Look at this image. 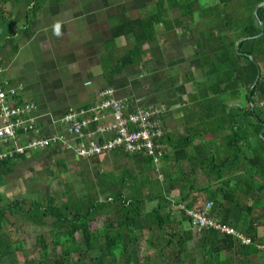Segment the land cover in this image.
<instances>
[{"label": "trees", "instance_id": "obj_1", "mask_svg": "<svg viewBox=\"0 0 264 264\" xmlns=\"http://www.w3.org/2000/svg\"><path fill=\"white\" fill-rule=\"evenodd\" d=\"M199 1L201 0H159L155 3V8L148 12L147 17L133 19L114 27L111 30L114 39L119 37L133 39V46L120 58L119 68L133 64L142 54V46L154 38L157 23L163 24L165 31L182 26L180 19L164 18L167 16V10L178 9L181 18H189L192 24L195 11L192 7L196 5L201 10V17L205 15L212 17L211 23L214 22V27L218 31V35L215 36L207 34L206 48L203 47V52L195 57L200 60V68L207 69L205 79L211 84L207 88L208 93L222 97L218 100L214 95L209 96L214 103L207 111L217 119L216 131L228 129L231 131L223 139L224 145L231 151L243 153L249 150L250 137L253 134L264 146V133L261 138L259 137V133L264 129V79L260 77L255 88L250 91L259 68L257 60L264 62V33L257 39L251 38L261 31L253 10L264 0H244L243 6L248 9V13L242 17L237 15V10L241 8L239 3L241 0H218L219 9H215L217 4L214 7L199 6ZM232 2H235V7H232ZM258 17L264 25V6L259 9ZM241 37L250 39L238 44L239 55L234 43ZM213 54L214 59L211 58ZM214 75L218 79L211 80ZM225 96L230 97L228 102L224 100ZM207 100L206 98L205 101ZM199 136L196 133L172 141L168 135L167 138L162 137L159 140L160 143L169 142L173 152L172 161L169 154L163 151L161 160L165 163L159 169L163 176L162 181L158 178L152 179L150 176V172L154 170L152 160L134 156L144 167L145 175L142 173L139 177L140 182H136L137 176L133 175L134 178L131 175H127L129 178L107 175L105 180L97 182L98 186L105 187V192H102L103 200L94 194L91 196L93 200L88 204H85V201H67L66 190L60 197L46 195L42 201H28L24 197L0 205V264H5L6 261V264H17V253L24 252L23 238L18 236V229L9 221L7 215L29 220L37 226L46 225L47 221L51 220L52 228L46 232L49 236L43 233L36 236L34 245L40 247L37 259L25 260L24 264H137L132 249L138 242V232H148L147 251L159 252L155 253L159 264H184L186 256L193 249L203 252L201 264L223 262L258 264L257 255L262 251L260 246H264V233L259 237L257 231L259 220H263L264 228V156L261 155L264 151L255 153L249 159L224 157L219 158V162L216 163L214 155L207 154L204 150L205 146L196 145L193 146V150L199 153L200 158L190 157L187 149ZM259 149L264 150L262 147ZM184 160L188 161L190 171L183 175L179 169L177 173L172 174L167 163L180 165ZM6 163H0V167ZM244 164L253 169L254 175L260 174V178L257 180L254 175L249 176L251 180L241 178L242 175L239 173L244 172ZM238 166L241 170L237 176L224 177L226 171ZM197 168L208 176H214V184H209L213 185L212 190L209 185L198 189L189 185L187 193L176 201L171 199L173 185L178 181L184 182L185 178L189 179L186 182L192 183L191 174L196 173ZM152 185H161L162 191L158 189L156 195L148 193L145 197L138 195L139 187L147 189ZM200 191L204 193V202L197 204L194 196L196 199ZM243 198L248 199L246 202L250 204H244ZM60 199L65 201L62 202ZM154 200H158L159 204L150 211L143 212L142 205ZM207 202L213 204L211 216L249 238L248 245H243L237 237L221 234L217 230L202 229L196 235L192 230H181L179 224L191 223V217L187 215L186 209L194 210L196 205L204 207ZM255 209H260V214ZM175 214L179 215L183 222L175 223L172 220ZM173 222L176 226L169 228ZM95 224L98 226L94 227ZM77 234L82 237L80 242L77 241ZM54 237L57 238L55 241ZM155 238L159 239V244ZM160 238L163 240L162 243ZM193 241L194 247L189 248V243ZM56 246L64 247L69 252L55 253ZM222 253L225 260L219 258ZM197 260L198 256L191 253V264H196Z\"/></svg>", "mask_w": 264, "mask_h": 264}, {"label": "crops", "instance_id": "obj_2", "mask_svg": "<svg viewBox=\"0 0 264 264\" xmlns=\"http://www.w3.org/2000/svg\"><path fill=\"white\" fill-rule=\"evenodd\" d=\"M108 1L0 0L5 6L6 23L10 24L9 31L0 36V56L8 58L6 72L1 67L3 74L12 82L23 84V96L37 105V115L40 116L38 126L43 135L62 132L63 127L57 126V120L69 108L86 107L95 100L100 89L113 87L116 98L126 100L132 111L159 109L163 137L167 138L171 123L177 121L179 115L189 113L196 102L187 97L186 89L184 91L185 74L191 63L187 58L194 55L190 48L193 44L172 42L165 34L177 30L185 34L190 29L181 26L164 30L165 33L159 35L156 31L160 28L155 25L156 35L142 46V54L133 64L120 69V58L133 46V39H114L111 30L133 19L145 18L149 12L146 10L148 4L142 6L139 0H135V4L141 5L137 7L139 10H146L139 16V10L136 15L126 13L129 6L126 0ZM1 17L2 13L0 20ZM111 21H117L118 25L112 26ZM179 36L175 39L184 37ZM122 38V44L117 45L115 42ZM112 50L116 51V58L111 55ZM12 57L22 64H31L12 68ZM161 144L166 153L172 150L169 142ZM0 150L3 149L0 147ZM37 151L40 152L14 156L0 167V205L4 204L3 201L7 202L6 198L13 201L29 193L34 197L37 196L35 193L42 197H56L51 192L69 175L66 166L70 161L73 164L69 171L76 168L78 162L86 161V169L75 173L77 176L84 177L91 168L107 170H95L96 176L92 172L87 175L89 183L86 184L90 186L105 180L107 175L116 178L133 175L138 179L142 173L145 175L141 162L134 158L142 156L130 155L122 150L92 159L77 158L72 152L54 147ZM162 162L160 160L155 165L152 161L156 178Z\"/></svg>", "mask_w": 264, "mask_h": 264}, {"label": "rangeland", "instance_id": "obj_3", "mask_svg": "<svg viewBox=\"0 0 264 264\" xmlns=\"http://www.w3.org/2000/svg\"><path fill=\"white\" fill-rule=\"evenodd\" d=\"M127 3L129 2V6L126 7L127 11L126 13L128 15L133 14L136 15L138 13V6L141 4L142 6L147 5L146 10L150 11L152 10V8H155V3L159 0H139L140 4H135V0H126ZM244 0L239 1L241 8H239V10H237V15L238 17H242L243 15H246L248 13V9L245 8L243 5H245V2H243ZM108 2H112V0H109ZM218 0H201L199 1V6L201 5H207L209 7H214L215 4H217ZM140 5V6H141ZM232 7H235V2H232ZM192 9H195L194 14H193V22L192 24H190V19L187 17L181 18V14L179 12L178 9H173V10H167V13L164 18L166 19H180L182 22V26H187L190 30L188 32H186L185 34L183 33H179V30L177 31H172L169 33H166L165 36H168V40H171L172 42H176V43H180V42H190L193 45H191L190 48H192V52L194 55H192L191 57L187 58L191 61V63L188 65L187 69H189L186 74H185V79H186V86L184 87V91L185 89L188 91L187 97H190V99L196 100V104L192 105L191 109L189 110V113L187 114H183L182 112H180V114H183V116H178L179 119H177V121L172 122V127L168 128V133L171 140L174 141L176 138L184 135V136H192L193 134H199L200 136L198 138H196L194 140L193 145L187 149V151L189 152V156L190 157H194V158H198V154L193 150V146L196 145H203L204 150L206 151L207 154L211 153L214 155L215 158V162L218 163L219 162V158H224V157H232V158H238L240 160H243V158L245 159H249L251 157H253L255 155V153H259L262 152L264 150H260L259 148L262 147L264 149V146L262 145L261 142H259V140L257 139V136H255L254 134L251 135L252 137H250V149L244 151L243 153L241 152H237V150H228L227 147L224 145V137L225 135L229 134L231 131L228 130H220V131H216V122L217 119H215V117H213L211 114L208 113L207 110L211 109L212 105H213V101L209 98L210 95H214L213 93H208L207 88L211 85L210 83H208V80L205 79V74L207 69L206 68H200L201 64H200V60L198 58H195L197 55H199L201 52H203V47L206 48V42H205V37L207 36V34H213L214 36L217 34L218 35V31H216L215 27H214V22H212V17L209 15H205L204 17L200 16V12L201 10L195 5L194 7H192ZM215 9H219V5L217 4V6L215 7ZM237 9V8H236ZM145 9L143 10H139V16H142L144 14V11L146 12ZM0 13H2L3 17H1L2 19L0 20V36L2 34L5 33V31H9V23H6V10H5V6L4 4H2L0 2ZM4 13V14H3ZM132 16V15H131ZM147 17V15L145 16ZM118 22L111 21V25L112 26H116ZM160 29H158V31H156V34H161V33H165L164 29H163V24H156ZM155 34V35H156ZM180 34V36H184L183 38L180 39H175L178 38L177 36ZM183 34V35H182ZM236 34V33H234ZM179 36V37H180ZM214 36H211L214 38ZM123 39H118V41H116L115 43L118 44H122L121 42H123ZM188 40V41H187ZM196 42V43H195ZM201 42V43H200ZM199 43V44H198ZM200 45V47H199ZM113 47V45L111 46V48ZM115 48V47H114ZM115 50H112L111 55L113 54V58H116L118 55L117 53H115ZM191 52V53H192ZM111 57V56H110ZM212 59H214V54L211 56ZM249 58L252 60L251 56H249ZM0 67H2L5 72L7 70V64L6 61L8 60L7 56H0ZM259 63V73H260V77L264 79V62L261 60H257ZM23 62V61H22ZM115 63V62H114ZM31 63H24L22 64L21 62L16 61L13 57L12 60L10 62V65L12 68L18 69L19 66H27L30 65ZM219 76V75H218ZM3 77L5 78V73L3 74ZM209 78V77H208ZM214 79H218V77L216 75H214L212 77L211 80ZM260 80V78H259ZM184 83V84H185ZM204 87V88H203ZM203 88V89H202ZM202 89V90H201ZM207 96V97H206ZM215 96V95H214ZM216 97V96H215ZM208 99L207 101H205V99ZM214 98V97H212ZM218 100H221L222 97H216ZM188 99V98H187ZM23 100H26L25 97L23 96ZM179 100H181L179 98ZM224 100L226 102H228L230 100V97L225 96ZM212 101V102H211ZM185 102V100H184ZM211 102V103H210ZM228 105L230 106L231 103H228ZM207 111V112H206ZM185 115V117H184ZM264 116V114H263ZM263 125V124H262ZM264 127V126H263ZM264 133V129L259 133V137L261 138L262 135ZM164 152H166L163 149ZM35 152H40V151H35ZM34 153V151H33ZM170 159H173V152L172 150H170L168 152ZM261 155L264 156V153H262ZM200 158V157H199ZM173 161V160H172ZM162 162L160 164L163 166ZM73 162L70 161L69 165L66 166L67 168V173H69V175H67L65 178H63L62 182L55 188V190H53V192H51L49 190V192H51V194L53 196L56 197H60L59 193L64 192V191H68L67 195H66V200L67 201H71V202H80V201H85V204H88V202L92 201V197L94 194L98 195L99 199H104L102 195V192H105V187L104 186H98V183H94L93 188H87L88 186L84 185L86 183H89V178L87 175H90V173L93 176H96V172L95 170H99L100 172H107L106 169H101V167L99 168H91L88 170V172H85V176L86 177L84 179L83 182V178L82 176H77L75 173H78L80 170H84L86 169V167H84V165L86 164V161L82 160L80 162H78V165L76 168H73V170L69 171L72 167L70 165H72ZM167 166L170 169V172L172 174H175L179 171V169H181V171L183 172V175H185L186 173H188L190 171V167H189V163L188 161L184 160L182 162H180V165H176L173 162H169L167 163ZM246 168V169H245ZM241 167L238 166L237 168H234L232 170L226 171L224 174L225 178H231L235 177L238 175V173L240 172ZM243 171H241L239 174H241V178H249V176L254 175L253 174V169L250 168L249 166H247V164H244L243 166ZM246 170V171H245ZM75 171V172H74ZM74 172V173H71ZM100 174V173H99ZM101 175V174H100ZM150 176L152 179L156 178V174L154 173V171L150 172ZM90 177V181H91V176ZM191 178H193V182L190 183L189 181L186 182L189 179L185 178L184 182H180L178 181L176 184L173 185V191L171 195V199H173L174 201L178 200V198L181 195H184L185 193H187L189 191V185H192L194 188L198 189L201 187H204L206 185L209 184H214V176H208L206 175L205 172H202L199 170V168H197L196 173L191 174ZM240 178V177H239ZM255 179H259L260 178V174L258 175H254ZM137 181L136 182H140L138 179V177L135 178ZM251 180V179H250ZM233 182V179L231 180ZM230 181V182H231ZM96 182V181H95ZM132 182H134L132 180ZM231 182V184H232ZM219 184V183H218ZM230 184V185H231ZM62 185V186H61ZM34 186L36 188H38L35 184ZM33 186V187H34ZM92 186V185H91ZM209 187H212L213 185H209ZM183 188V189H181ZM158 189L160 191H162V186H148L147 189H143L142 187L138 188V195H141L143 197H145L146 194L148 193H152L154 195L157 194ZM210 189V188H209ZM48 192V194H49ZM34 195L37 196H33L31 193L27 194L26 196V200L28 201H34V200H39L42 201L41 199L43 198L42 195L35 193ZM197 198L195 199L194 196V200L195 203L197 204H202L204 202V193L203 191L198 192V194L196 195ZM20 199V198H19ZM5 201L8 202L9 199H4ZM62 202H64L65 200L60 199ZM248 199L243 198L242 201L244 202V204H250V202H246ZM3 203L5 204L6 202L3 201ZM159 204L158 200H154L151 202H145L142 205V210L143 212H148L150 211L152 208L156 207ZM197 208L199 207V205H196ZM180 206H177V208H179ZM257 210L256 212H258V214H260V209H255ZM7 218L9 219V221L16 226V228L18 229V236L20 238H23L22 242H23V253H17V264H24L25 260H32L35 261L39 255V245H34L35 243V239L38 233H43L45 236H49L48 233L49 230L52 228L51 225V220L47 221L46 225L43 226H37L32 224L31 222H29V220H22V219H18L15 218L11 215H7ZM218 219V218H217ZM172 220L176 223L179 222H183L181 221V218L179 217V215H173ZM220 220V219H219ZM172 223L169 225L170 227H175L176 225H174L175 223ZM222 222V221H220ZM223 223V222H222ZM263 220H259L258 221V236L261 237L264 233V228L262 226ZM181 227V230H192L193 234L196 235V233L198 232L196 229H194L190 223L188 222H183L181 224H179ZM95 226H98V224H95ZM179 229V228H178ZM174 230V229H173ZM158 233V232H157ZM137 234H139V238H138V242L135 244V247H133L132 251H133V256L136 260L137 264H156L157 262V255L159 252H157L156 250L153 251H147V242H146V236L148 235V232H138ZM77 241L80 242L81 241V235L77 234L76 235ZM197 237H195L194 239L196 240ZM57 238L54 237L53 241H55ZM156 240H158L156 242L157 244H159V239L155 238ZM264 239V238H263ZM58 242V241H57ZM163 240L160 238V243H162ZM194 242H190L189 243V248H193L194 247ZM59 243V242H58ZM164 244V243H163ZM261 252L259 255H257V260L259 261L258 264H264V246H261ZM169 250H167L168 252ZM55 253L61 254L65 253V252H69L68 249L64 248V247H60V246H56V249H54ZM154 252V254H153ZM191 253H193V255L198 256V260L196 262V264H201L203 258H201V255H204L202 251H198L196 249H193L192 251H190ZM191 253L188 254V256H186L185 258V263L184 264H191ZM57 259V256L55 257ZM220 260L224 259V253H222L220 255ZM225 260V259H224ZM7 263V261L5 262V264ZM159 264V262H157ZM224 263V262H223ZM221 263V264H223ZM216 264H220V263H216ZM225 264V263H224Z\"/></svg>", "mask_w": 264, "mask_h": 264}, {"label": "built area", "instance_id": "obj_4", "mask_svg": "<svg viewBox=\"0 0 264 264\" xmlns=\"http://www.w3.org/2000/svg\"><path fill=\"white\" fill-rule=\"evenodd\" d=\"M24 90L23 84L4 78L0 67V147L3 149L0 163L27 152L54 147L81 159L122 150L159 164L163 154L159 140L164 136L159 109L132 111L126 100L116 98L113 87H104L89 105L69 108L57 120V126L63 127L62 132L43 135L38 126V107L32 101L23 100ZM158 179L162 181V174L158 173ZM212 205L207 202L204 207L186 209L191 226L197 231L217 230L248 245L249 238L211 216Z\"/></svg>", "mask_w": 264, "mask_h": 264}, {"label": "water", "instance_id": "obj_5", "mask_svg": "<svg viewBox=\"0 0 264 264\" xmlns=\"http://www.w3.org/2000/svg\"><path fill=\"white\" fill-rule=\"evenodd\" d=\"M263 6H264V1L258 3V4L255 6L254 10H253V15L255 16V18H256V20H257L259 26H260V30H261V31H260L259 34L255 35L254 37H251L252 39H257V38L261 37L262 34L264 33V25H263V23L260 21V19H259V17H258V11H259V9H260L261 7H263ZM248 39H250V38H249V37H241V38H239V39L234 43V48H235L236 52H237L239 55H240V53L238 52V44L241 43V42H243V41H246V40H248ZM259 78H260V73H259V70H258V71H257V75H256V79H255L253 85L251 86L250 91H251L253 88H255L256 84H257L258 81H259ZM261 135H262V134H261Z\"/></svg>", "mask_w": 264, "mask_h": 264}]
</instances>
